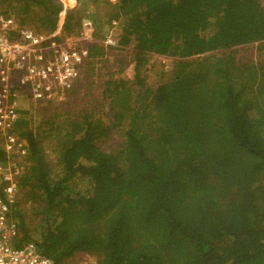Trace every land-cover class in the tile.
I'll return each instance as SVG.
<instances>
[{
  "label": "trees",
  "instance_id": "1",
  "mask_svg": "<svg viewBox=\"0 0 264 264\" xmlns=\"http://www.w3.org/2000/svg\"><path fill=\"white\" fill-rule=\"evenodd\" d=\"M61 10L57 0H12V14H1L50 33ZM85 10L96 39L118 24L133 78L109 75L102 116L53 115L40 132L19 108L9 133L22 148L0 147V166L21 170L9 205L14 244L32 241L53 264L78 252L96 264H264V64L207 56L263 42V1L76 0L64 35H77ZM104 54L91 44L88 67ZM150 54L177 60L154 88L142 74ZM25 203L40 214L34 224L18 210Z\"/></svg>",
  "mask_w": 264,
  "mask_h": 264
},
{
  "label": "built area",
  "instance_id": "2",
  "mask_svg": "<svg viewBox=\"0 0 264 264\" xmlns=\"http://www.w3.org/2000/svg\"><path fill=\"white\" fill-rule=\"evenodd\" d=\"M72 7L62 5L55 30L46 35L20 26L0 13V135L7 155L16 154L22 148L18 137L9 133L19 119L18 92L24 93L34 104L59 103L86 71L91 61V44L98 43L104 52L118 49L116 36L108 32L96 39V30L89 18L81 20L77 35H64L62 17ZM112 25L117 30V23L111 22L109 26ZM20 171L16 163L0 166L3 185V196L0 195V264H53L33 242L14 244L15 229L10 221L9 205L16 199Z\"/></svg>",
  "mask_w": 264,
  "mask_h": 264
},
{
  "label": "rangeland",
  "instance_id": "3",
  "mask_svg": "<svg viewBox=\"0 0 264 264\" xmlns=\"http://www.w3.org/2000/svg\"><path fill=\"white\" fill-rule=\"evenodd\" d=\"M57 1L60 4L62 2L61 5L70 4V6H74V7L76 5V0H57ZM117 1L118 0H109V2L112 4L116 3ZM262 1L264 4V0ZM11 2L12 0H0V13L3 14L4 9L7 11L8 6ZM96 11L97 10H95L93 14ZM7 12L10 15L12 14L11 11H7ZM85 12H86V17L84 18H87V15L92 13L91 10H85ZM99 12L101 16H104L103 11H99ZM12 16L15 17L14 15ZM64 16L65 14L62 17V21L64 20ZM32 20H35L34 17ZM30 23L31 21H29L27 24ZM97 25H99L98 22ZM25 26L34 31L36 30L37 27L35 25H32L31 27L28 25ZM38 30L41 31V29ZM107 32L112 36H117L118 28L116 30L115 25L109 26L105 24L99 27L98 36L102 37L103 34ZM41 33H43V31H41ZM46 34L48 33H45V35ZM124 52L121 51L118 52V50L111 49V50H107L102 57L96 58L93 64L87 67L86 71H84L81 74L80 79L76 82L73 89L66 95L64 100L59 103L34 104L30 100L28 101L26 99L25 94L22 93V96L20 97V109H22L21 111L28 113L30 120L29 127L33 130H36V128L41 127L53 115L59 117L57 119V122L59 121L62 122V120L66 118H70V117L72 118L73 116L78 114V112H80V109H85V108L88 111L93 110L94 112H96L97 116L99 115L102 116L106 105L104 104L103 101L102 90L105 82L108 80L109 75H112L113 78H119V79L122 78L124 80H131L133 78L134 73H133L132 64L129 62V64L126 65V59L128 57L127 50H125ZM230 55L234 56L235 60H238L242 63L264 64V41L261 43L260 42L254 43L252 45L234 47L227 51L222 50L207 54V56H213L219 58H225ZM204 56L206 55L199 56V58H202ZM197 58L198 57L190 58L188 59V61H192ZM146 60L147 61L144 67L146 71L145 73L142 72V74L143 76L144 75L146 76V85L149 88H154L159 83L163 82L167 78L168 73L171 71L172 67L177 62L176 59L158 56L154 54L148 55ZM40 113H43L44 115H40ZM20 116L21 115L19 113V117ZM40 116H44V117L40 118ZM106 121L107 120L105 119V123L107 124L110 123V121L107 122ZM43 130H46L45 126H42L40 128V132ZM112 138L113 139L109 141V143L113 145H116L121 140V138H119L116 135H113ZM0 147H2L1 136H0ZM43 149L45 151V154L49 156L48 158L49 160H51L50 162H52L53 158H55L54 142L51 139H49V141H45L43 145ZM50 167L53 172L51 174L53 176H58L60 173L59 168L53 166L52 164L50 165ZM25 204L26 205L22 206V208L18 210L24 209L25 216L29 221H31L34 224L40 217V214L35 215L30 209V204L28 203ZM28 242H32V241H28ZM64 264H96V258L91 254L78 252L74 254L70 259L66 260Z\"/></svg>",
  "mask_w": 264,
  "mask_h": 264
},
{
  "label": "crops",
  "instance_id": "4",
  "mask_svg": "<svg viewBox=\"0 0 264 264\" xmlns=\"http://www.w3.org/2000/svg\"><path fill=\"white\" fill-rule=\"evenodd\" d=\"M18 94L20 95V97L22 96V93L21 92H18Z\"/></svg>",
  "mask_w": 264,
  "mask_h": 264
},
{
  "label": "clouds",
  "instance_id": "5",
  "mask_svg": "<svg viewBox=\"0 0 264 264\" xmlns=\"http://www.w3.org/2000/svg\"><path fill=\"white\" fill-rule=\"evenodd\" d=\"M62 11V10H61Z\"/></svg>",
  "mask_w": 264,
  "mask_h": 264
}]
</instances>
